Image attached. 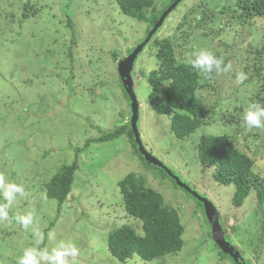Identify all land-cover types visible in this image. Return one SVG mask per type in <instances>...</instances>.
Masks as SVG:
<instances>
[{
  "label": "rangeland",
  "instance_id": "obj_1",
  "mask_svg": "<svg viewBox=\"0 0 264 264\" xmlns=\"http://www.w3.org/2000/svg\"><path fill=\"white\" fill-rule=\"evenodd\" d=\"M155 1L157 11L162 0ZM234 1L181 0L155 36L177 40L175 50L186 58L194 39L201 45L204 34L211 28L218 31L222 25L223 33L208 41L206 51L223 60L221 70L228 65L230 70L218 71L214 66L211 73L200 72V83L205 86L198 96L211 111L210 127L191 139L178 141L170 131L168 117L158 116L151 109L147 77L156 68L148 46L153 38L138 54L131 78L139 102L137 125L143 146L213 203L230 245L243 252L245 261L264 264V203L247 199L240 208L233 206V187L217 184L210 171L204 172L196 150L203 135L227 136L254 161V173L264 178V126L249 128L244 121L246 110L252 106V93L262 87V82L251 80L254 70L247 68L254 60L245 52L263 49L264 18L248 26L250 20L243 24L238 12L234 17L218 15ZM26 2L32 3V12L25 10ZM195 8L194 16L216 8L217 23L194 18L191 30L180 31L177 27L182 18ZM145 32V24L98 0H0V175L5 183H16L25 192L23 196L17 194L9 206V219L0 221V264H17L30 247L51 252L61 241L79 250L76 257L67 258L68 264H122L108 252L107 236L123 225L137 226L118 206L117 184L130 173L142 176L167 206L178 211L184 226V246L179 254L150 263L133 257L125 264H235L208 236L211 226L202 204L175 186L161 169L147 166L127 135L86 147L87 141L129 124L131 102L123 91L118 66L137 42H145ZM74 39L78 45L70 49L74 53L69 56ZM131 47L134 49L128 52ZM112 53L117 55L115 60ZM97 57L101 62L95 69L92 61ZM258 58L264 59V54ZM241 72L246 79L238 83ZM246 81L250 87L245 86ZM240 106L244 108L240 125L213 123L221 114L231 117L234 108ZM74 163L78 168L72 192L58 208L55 200L46 197L43 187L61 167ZM2 200L5 202L3 196ZM28 213L33 215V224L27 229L13 223L12 218Z\"/></svg>",
  "mask_w": 264,
  "mask_h": 264
},
{
  "label": "trees",
  "instance_id": "obj_2",
  "mask_svg": "<svg viewBox=\"0 0 264 264\" xmlns=\"http://www.w3.org/2000/svg\"><path fill=\"white\" fill-rule=\"evenodd\" d=\"M174 1L162 0L160 9L156 11L155 4H158V2L155 0H98L100 4L106 2L109 6H115L120 14L145 24L146 32L142 40L146 39L159 17ZM23 4V6H26L25 10L32 12V3L26 2ZM200 7L204 8L203 6ZM205 8L207 7L205 6ZM224 10H219L218 15L231 14L233 16L235 12H238L237 17L243 20V24L250 20L248 26H252L256 19L264 18V0H235L234 5L227 8L226 11ZM196 11V8L192 9L190 11L192 13L189 12V15L182 18L177 27L180 31L183 29L184 32L186 29L191 30L190 27L194 22V18L199 22L207 21L208 18L213 23H217L219 16H216V8L209 9L208 12L203 11L202 16L198 13L194 16L193 12ZM111 22L115 23L113 20ZM222 28L221 24H219L218 31L209 28L210 32L204 34L206 43L203 41L201 45L195 43L196 39H194L192 50L186 53V58L180 57L182 54L175 50L178 41L172 37L161 40L155 37L157 35L155 33L152 37L153 41L148 45L149 51L154 53L153 57L156 61V68L147 77L150 88L149 105L158 116L168 117L170 131L178 141L191 139L199 130L211 126V111L204 99L198 96L199 91L205 86L200 83L201 70L192 68L191 60L195 58L194 55L198 54L199 51L209 48L208 41L214 36L221 35L223 33ZM183 34H185V37L191 36L190 33ZM139 44L140 41L137 42L136 47ZM77 45L78 43L74 39L68 50L69 56L74 53L70 49ZM133 49L131 47L127 51L131 52ZM245 53L249 59L251 58V61L254 60V63H251L248 59L249 66H251L247 70H254L251 73V80L257 79V81L262 82V87L260 89L256 88V91L252 93L249 103L252 102V105L264 107V59L258 58L259 55L264 54V47L262 50H246ZM112 57L115 60L117 55L112 53ZM100 62V57L92 61L95 69H97L96 67ZM95 69L91 70L94 71ZM245 86L250 87V83L246 81ZM124 93L126 94L125 91ZM243 110L242 106L236 107L231 117L228 118L221 114L217 119L213 118V123L220 122L222 124L223 122L225 126L240 125L243 122L240 118ZM123 135L128 136L138 153L130 122L124 127L121 126L111 132L104 133L98 139L87 141L86 147L96 143V141L100 143L113 142ZM196 150L202 170L204 172L210 171L213 180L217 184L224 187H233L231 198L233 206L240 208L247 199L250 201L256 200L258 205L264 203V178L254 173V161L246 153L239 151L232 144L229 137L203 135L196 145ZM140 157L145 161L141 155ZM145 164L151 167L146 162ZM77 168L76 163L64 165L43 187L46 197L55 200L58 203V208L63 205L72 192ZM161 172L169 178L164 171ZM173 183L177 186L174 181ZM117 187L120 196L118 206L127 218L136 221L137 226L135 228L123 225L108 234L107 250L110 255L118 262L125 264L133 257L150 263L166 256L179 254L184 246V226L181 223L178 211L167 206L163 196L148 187L146 180L140 175L133 173L126 175L118 182ZM4 203L6 201L4 202L0 195V204ZM12 221L13 223L16 222L13 218ZM220 224L226 239L230 242L226 227L222 225V222ZM208 236L212 238L211 233ZM214 245L216 246V244ZM238 250L244 256L243 252L240 249Z\"/></svg>",
  "mask_w": 264,
  "mask_h": 264
},
{
  "label": "water",
  "instance_id": "obj_3",
  "mask_svg": "<svg viewBox=\"0 0 264 264\" xmlns=\"http://www.w3.org/2000/svg\"><path fill=\"white\" fill-rule=\"evenodd\" d=\"M181 0H177L169 9H167L159 21L155 24L153 30L148 34L145 42L137 46L131 54L128 55L126 59L119 63L118 73L120 80L122 82L123 88L126 94L129 97L131 102V117H130V126L134 135V139L136 145L138 147V151L149 165L158 167L162 171H164L169 178H171L178 187L184 189L188 192L193 198L198 200L203 208L204 213L207 218L209 225L211 226V237L216 246L221 250L223 254L228 255L234 263L236 264H250L246 262L243 256L240 254L238 250H236L233 246L227 242L225 238L224 231L220 224L219 213L213 203L206 198L205 196L199 194L196 190L192 189L186 183H184L178 176L173 174L171 170L160 162L157 158H155L151 153H149L146 148L143 146V142L141 139V135L138 130V119H139V102L137 100V96L134 91V83L131 78V71L133 70V65L137 59L138 54L143 50V47L150 41V38L156 33L157 29L163 25L164 20L171 13L172 10L178 5Z\"/></svg>",
  "mask_w": 264,
  "mask_h": 264
},
{
  "label": "clouds",
  "instance_id": "obj_4",
  "mask_svg": "<svg viewBox=\"0 0 264 264\" xmlns=\"http://www.w3.org/2000/svg\"><path fill=\"white\" fill-rule=\"evenodd\" d=\"M195 58L191 60V66L194 69H200L204 72L211 73L213 67L218 71H229L230 65L225 66L224 69H220V65L223 64L222 59L216 58L211 52L202 50L198 54L194 55ZM246 79L244 73L237 74V82H241ZM244 121L249 128L264 126V107L258 105H252L248 108L244 114ZM0 189H2V196L7 203L0 204V221L9 219V206L16 199V195L23 196L25 194L24 188L16 183H5V178L0 175ZM17 223L21 224L25 229L33 224V215L28 213L27 215H17L15 217ZM39 236L40 234L37 233ZM78 248L72 243H66L61 241L57 247L53 248L51 252L47 249L38 250L37 248H26L23 255L19 257L17 264H68V257H76L78 255Z\"/></svg>",
  "mask_w": 264,
  "mask_h": 264
},
{
  "label": "flooded vegetation",
  "instance_id": "obj_5",
  "mask_svg": "<svg viewBox=\"0 0 264 264\" xmlns=\"http://www.w3.org/2000/svg\"><path fill=\"white\" fill-rule=\"evenodd\" d=\"M218 211V210H217ZM218 213H219V211H218ZM219 218H220V215H219ZM228 241V240H227ZM229 242V241H228Z\"/></svg>",
  "mask_w": 264,
  "mask_h": 264
}]
</instances>
